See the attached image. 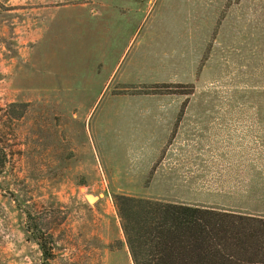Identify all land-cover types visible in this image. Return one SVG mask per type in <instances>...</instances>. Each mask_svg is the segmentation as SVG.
Instances as JSON below:
<instances>
[{
	"label": "rangeland",
	"instance_id": "374dc122",
	"mask_svg": "<svg viewBox=\"0 0 264 264\" xmlns=\"http://www.w3.org/2000/svg\"><path fill=\"white\" fill-rule=\"evenodd\" d=\"M0 152V264H135L115 193L259 214L264 0H0Z\"/></svg>",
	"mask_w": 264,
	"mask_h": 264
},
{
	"label": "trees",
	"instance_id": "16d2710c",
	"mask_svg": "<svg viewBox=\"0 0 264 264\" xmlns=\"http://www.w3.org/2000/svg\"><path fill=\"white\" fill-rule=\"evenodd\" d=\"M114 202L135 264H264V214L120 193Z\"/></svg>",
	"mask_w": 264,
	"mask_h": 264
},
{
	"label": "water",
	"instance_id": "95a60500",
	"mask_svg": "<svg viewBox=\"0 0 264 264\" xmlns=\"http://www.w3.org/2000/svg\"><path fill=\"white\" fill-rule=\"evenodd\" d=\"M87 195V198L88 200L91 202V203H94L97 199H99L100 196L98 195H94L92 193H86Z\"/></svg>",
	"mask_w": 264,
	"mask_h": 264
},
{
	"label": "crops",
	"instance_id": "0c3cea01",
	"mask_svg": "<svg viewBox=\"0 0 264 264\" xmlns=\"http://www.w3.org/2000/svg\"><path fill=\"white\" fill-rule=\"evenodd\" d=\"M260 191H262V190H259L258 192H260ZM224 209H229V208H224ZM242 210L241 211H246V212H257V210H251V211H247V209L245 208V210L243 209V208H241ZM259 214L260 213H264V209H259Z\"/></svg>",
	"mask_w": 264,
	"mask_h": 264
}]
</instances>
